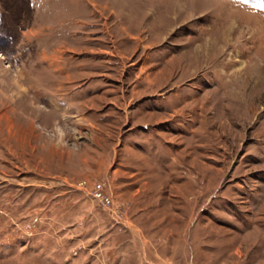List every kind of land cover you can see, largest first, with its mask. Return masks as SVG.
<instances>
[{
	"label": "rangeland",
	"instance_id": "374dc122",
	"mask_svg": "<svg viewBox=\"0 0 264 264\" xmlns=\"http://www.w3.org/2000/svg\"><path fill=\"white\" fill-rule=\"evenodd\" d=\"M258 3L0 0V264H264Z\"/></svg>",
	"mask_w": 264,
	"mask_h": 264
},
{
	"label": "built area",
	"instance_id": "2783aa9c",
	"mask_svg": "<svg viewBox=\"0 0 264 264\" xmlns=\"http://www.w3.org/2000/svg\"><path fill=\"white\" fill-rule=\"evenodd\" d=\"M90 192H91L90 193L91 197L95 201L99 202L101 205H103L106 208L114 209L113 201L107 194L104 193L102 183L100 182L94 183L93 189Z\"/></svg>",
	"mask_w": 264,
	"mask_h": 264
},
{
	"label": "snow or ice",
	"instance_id": "6c2138e0",
	"mask_svg": "<svg viewBox=\"0 0 264 264\" xmlns=\"http://www.w3.org/2000/svg\"><path fill=\"white\" fill-rule=\"evenodd\" d=\"M256 7L259 8L260 10H264V3H258Z\"/></svg>",
	"mask_w": 264,
	"mask_h": 264
},
{
	"label": "crops",
	"instance_id": "0c3cea01",
	"mask_svg": "<svg viewBox=\"0 0 264 264\" xmlns=\"http://www.w3.org/2000/svg\"><path fill=\"white\" fill-rule=\"evenodd\" d=\"M203 257H204V255H203ZM213 258V256L211 257V259Z\"/></svg>",
	"mask_w": 264,
	"mask_h": 264
}]
</instances>
